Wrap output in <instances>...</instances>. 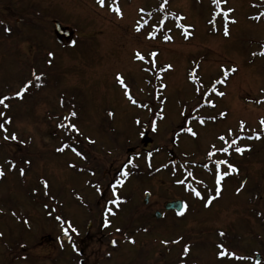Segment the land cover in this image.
I'll return each mask as SVG.
<instances>
[{"label":"rangeland","instance_id":"1","mask_svg":"<svg viewBox=\"0 0 264 264\" xmlns=\"http://www.w3.org/2000/svg\"><path fill=\"white\" fill-rule=\"evenodd\" d=\"M4 97L0 264H264V0H0Z\"/></svg>","mask_w":264,"mask_h":264},{"label":"snow or ice","instance_id":"2","mask_svg":"<svg viewBox=\"0 0 264 264\" xmlns=\"http://www.w3.org/2000/svg\"><path fill=\"white\" fill-rule=\"evenodd\" d=\"M214 2H216V0H214ZM99 3H100L101 5H103V4H104V0H99ZM116 10L119 11V9H116ZM225 34H226V35L228 34L227 31L225 32ZM50 55H51V54H50ZM141 58H142V57H141ZM233 71H235V69H233ZM37 79H39V77H37ZM30 83H31V82H29V84H30ZM26 90H27V85L25 86V89L21 90L20 92H17L16 95H17V96H22V95H23V92L26 91ZM220 95H224V93H220ZM7 99H9V98H8V97L0 98V104L4 105V107H8V105L5 103V101H6ZM0 115H4V114H3V113H0ZM75 115H76V113H75L74 111L70 113V116H75ZM66 119H68V118H66ZM8 122H9V123L11 122V121H10V118H9ZM201 122H203V121H201ZM261 123L264 124V120H261ZM69 126L72 127L73 129H75V127H76L75 125H69ZM3 127H4V125H3V124H0V128H3ZM5 131H6V129H5ZM188 131L192 132V130H191L190 128L188 129ZM192 135H196V133H195V132H192ZM256 138H259V136H257ZM5 139H8V137H5ZM11 139H13V140L16 139L15 134H13V136L11 137ZM61 150H63V149H61ZM244 150H245V149H244V148H241V147H237V148H236V151H237L238 153H243ZM73 151H76V150L73 149ZM77 154L80 155L81 153L77 152ZM130 162H131V161H130ZM225 163H227V161H225ZM12 167H15V164H13ZM228 167H229L233 172L237 171V169H236L235 166H233V165H228ZM23 172H24V170L21 169V174H23ZM128 174H129V173H128L127 171L124 172V175H128ZM3 175H4L3 169L0 168V176H3ZM223 175H228V173H227V172L223 173L222 176L220 177L221 179L223 178ZM218 182H219V181H218ZM45 187H47V182H45ZM195 194H196L197 196H200V195H201V193H200L199 191H197ZM217 194H219V193H217ZM209 203H210V201H209ZM109 211H111V209H110ZM57 219H60V217H57ZM67 232H68V229H65V233H66V234H67ZM69 238H71V237H69ZM113 243H115V241H113ZM165 243H167V241H165ZM221 247H222V246H221ZM185 254H186V253H185ZM224 254H225L224 252L221 253L222 256H223ZM233 255H234V254H233Z\"/></svg>","mask_w":264,"mask_h":264},{"label":"water","instance_id":"3","mask_svg":"<svg viewBox=\"0 0 264 264\" xmlns=\"http://www.w3.org/2000/svg\"><path fill=\"white\" fill-rule=\"evenodd\" d=\"M57 37L60 41H70L72 40L71 36L74 33V30L69 28V27H65L62 26L59 22H56V30H55ZM167 209H177L178 211L181 210L182 208V204L181 201H174V202H170L166 205ZM257 260H260V256L257 257Z\"/></svg>","mask_w":264,"mask_h":264},{"label":"flooded vegetation","instance_id":"4","mask_svg":"<svg viewBox=\"0 0 264 264\" xmlns=\"http://www.w3.org/2000/svg\"><path fill=\"white\" fill-rule=\"evenodd\" d=\"M160 210L162 211L161 208H160ZM166 213H173V211L166 212ZM166 213H165V215H166ZM143 219H145V218H143ZM87 237H88V239H89L90 242H92L96 237H97V239H96L97 242L101 240L100 236H92V234H88ZM84 263H85V262H84ZM84 263H83V264H84Z\"/></svg>","mask_w":264,"mask_h":264}]
</instances>
